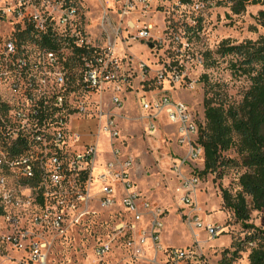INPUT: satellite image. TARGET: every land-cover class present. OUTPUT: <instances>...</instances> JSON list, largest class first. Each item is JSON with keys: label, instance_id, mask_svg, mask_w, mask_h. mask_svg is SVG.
Listing matches in <instances>:
<instances>
[{"label": "built area", "instance_id": "built-area-1", "mask_svg": "<svg viewBox=\"0 0 264 264\" xmlns=\"http://www.w3.org/2000/svg\"><path fill=\"white\" fill-rule=\"evenodd\" d=\"M205 4L218 6L216 0H202L196 7ZM192 5L193 0H102L109 28L102 29L100 41L88 31L77 0H0V248L17 255L9 260L48 264L53 247L72 229L99 210L121 207L128 221L98 241L97 259L107 257L125 233L133 237L129 245L149 244L165 264H200L194 247L162 244L165 211L142 197L133 178L137 162L122 147L121 115L116 113L124 107L126 72L135 63L125 45L138 40L149 44L152 17ZM116 15L114 27L111 16ZM197 22L185 17L182 24L194 28ZM21 34L34 41H21ZM45 37L54 47L35 41ZM79 50H84L82 78L74 84L66 63ZM138 70L143 80L146 64L139 62ZM169 72L174 83L181 81L182 70L170 67ZM138 104L150 135L164 116L175 129L177 145L185 149L183 159L172 166L175 192L188 223L218 238L221 224L202 223L196 198L202 182L190 169L204 160L196 111L167 94L153 99L138 95ZM103 135L110 155L104 160Z\"/></svg>", "mask_w": 264, "mask_h": 264}, {"label": "rangeland", "instance_id": "rangeland-1", "mask_svg": "<svg viewBox=\"0 0 264 264\" xmlns=\"http://www.w3.org/2000/svg\"><path fill=\"white\" fill-rule=\"evenodd\" d=\"M77 1L88 31L93 34V38L101 41L102 29L109 28L107 22H103L102 0ZM200 1L202 0H193V5L186 9H177L175 6L170 7L166 13H157L150 21L155 26L151 32V42L129 41V47L125 45L126 52L133 55L135 63L126 72L130 78L129 84L125 86L124 107L116 113L121 115L117 121L122 135V147L137 162L133 178L142 197L154 207L165 211L162 244L172 245L174 248L194 247L201 256L200 264H219L225 250L234 251L249 235V232L236 223L230 212L222 209V204L218 206V201L221 200L220 187L231 186L235 189L234 171H228L222 180L216 179V175L200 176L202 183L196 198L202 223L204 226H223V233L218 238L211 239L206 232L195 229L188 223L185 217L187 210L175 192L177 178L172 166L185 155V149L177 145L175 129L164 116L161 124H157L155 132L150 135L148 123L144 119L146 114L138 104V95L145 94L153 99L167 94L176 101L188 104L196 111L197 117L202 119L205 88L201 77L204 74H208L213 82L225 84L232 101L240 102L242 99L248 83L244 79L233 78L226 70L227 63L222 61L215 68L206 70L202 55L208 50H216L223 40L241 43L257 40L264 35V3L248 5L246 11L237 15L232 12L230 5L209 7L205 4L199 9L196 4ZM117 9L114 7L113 10ZM185 17L198 20V25L194 27L197 30L195 35L188 32L186 25L182 24ZM111 18L113 26L117 27L118 16ZM172 25L175 27L170 28ZM100 41L97 43L101 44ZM119 54H123V49ZM137 62H143L147 66L143 80ZM170 67L182 70L180 82L172 81ZM101 148L102 154H109L104 135ZM229 154L234 155L233 152ZM196 165H191L190 169L200 171L204 160L200 159ZM127 221L128 215L121 207L97 211L57 242L48 264H165L166 259L161 254H156L149 244L143 247H138L135 243L129 245L133 237L126 236L125 233L117 237L112 252L107 257L103 260L95 257L94 247L98 241L113 236L117 225ZM250 222L264 229V213L253 212ZM249 253V249H244L241 259L234 264H249ZM14 257L17 255L1 246L0 264H16L9 260Z\"/></svg>", "mask_w": 264, "mask_h": 264}, {"label": "trees", "instance_id": "trees-1", "mask_svg": "<svg viewBox=\"0 0 264 264\" xmlns=\"http://www.w3.org/2000/svg\"><path fill=\"white\" fill-rule=\"evenodd\" d=\"M218 6L230 5L234 14L246 11L248 5L261 0H216ZM195 35L197 30L187 27ZM21 41H34L29 35H20ZM40 45L52 46L50 38L35 40ZM84 50L69 59V79L81 81ZM203 66L211 70L221 61L236 79H244L248 86L240 102L231 100L223 83L213 82L208 74L201 77L204 83V114L199 120L198 143L204 150V166L199 176L216 175L222 180L233 170L235 189L220 187L222 209L230 212L236 223L249 235L234 251L225 250L219 264H234L249 249V264H264V229L250 221L253 212L264 213V35L257 40L241 43L223 40L214 51L202 55ZM233 152L234 155L229 153ZM255 244V246H251Z\"/></svg>", "mask_w": 264, "mask_h": 264}, {"label": "crops", "instance_id": "crops-1", "mask_svg": "<svg viewBox=\"0 0 264 264\" xmlns=\"http://www.w3.org/2000/svg\"><path fill=\"white\" fill-rule=\"evenodd\" d=\"M159 124H161V123H159ZM109 154L107 155V154H103L102 155V159L104 160V158H109ZM204 166V165H203ZM218 206H220L221 205V200L220 201H218ZM165 247H168V248H174V246H172V245H168V246H165Z\"/></svg>", "mask_w": 264, "mask_h": 264}]
</instances>
